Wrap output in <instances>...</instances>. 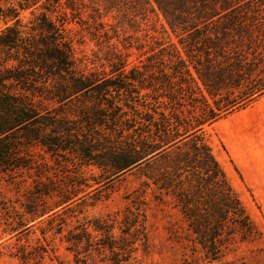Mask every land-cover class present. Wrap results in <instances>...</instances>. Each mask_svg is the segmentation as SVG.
I'll return each mask as SVG.
<instances>
[{"label": "trees", "instance_id": "16d2710c", "mask_svg": "<svg viewBox=\"0 0 264 264\" xmlns=\"http://www.w3.org/2000/svg\"><path fill=\"white\" fill-rule=\"evenodd\" d=\"M101 1L127 25L159 14L176 43L146 34L137 65L113 47L99 69L80 67L69 24L82 22V0H0L4 233L26 235L45 218L75 264L91 250L99 264H136L146 239L139 204L151 196L185 225L191 254L179 264H227L232 241L256 228L203 133L264 96V0ZM127 173L135 207L120 221L79 218L90 194ZM25 176L32 185L16 208L2 182L19 189ZM41 252L20 246L14 257L40 264Z\"/></svg>", "mask_w": 264, "mask_h": 264}, {"label": "rangeland", "instance_id": "374dc122", "mask_svg": "<svg viewBox=\"0 0 264 264\" xmlns=\"http://www.w3.org/2000/svg\"><path fill=\"white\" fill-rule=\"evenodd\" d=\"M6 2L14 0H1L2 4ZM82 5L79 16L82 22L69 24L71 34L80 42L76 45L80 67L86 65L87 68L99 69L105 64L102 58L113 47L130 54L128 62L137 65L136 58L140 52L134 45L152 44L147 42L146 34L160 41L170 39L176 43L159 14L150 15L146 21L127 17L130 24L127 25L121 22V13L116 10L104 14L101 0H82ZM100 14H104L102 18H99ZM102 68L107 70L106 65ZM203 136L256 228L253 239L245 242L234 239L222 261L227 264H264V96L246 109L206 126ZM31 185V178L25 176V182L19 189L2 182L1 191L4 198L18 208L23 194ZM135 187L137 182L131 173L101 187L100 192L90 194L87 201L90 205L83 208L79 218L101 217L120 221L131 205L135 207L131 204L130 195ZM148 199L149 202L141 201L139 204L144 208L146 239L135 244L136 264H179L191 254L185 225L171 205L157 204L151 196ZM44 219L31 222L29 232L17 237L15 233H4L5 225L0 220V264H20L14 257L20 246L26 250L35 248L42 251L40 264H75L73 254L60 241L61 236L49 230ZM81 257L87 264H99L101 256L91 250L83 251Z\"/></svg>", "mask_w": 264, "mask_h": 264}]
</instances>
